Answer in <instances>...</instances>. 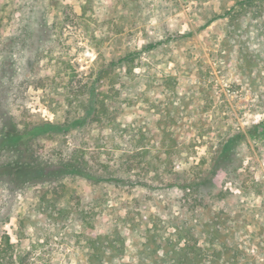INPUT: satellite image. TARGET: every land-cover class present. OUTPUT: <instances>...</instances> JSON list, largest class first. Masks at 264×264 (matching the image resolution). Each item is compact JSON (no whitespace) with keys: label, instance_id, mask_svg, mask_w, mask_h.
<instances>
[{"label":"rangeland","instance_id":"obj_1","mask_svg":"<svg viewBox=\"0 0 264 264\" xmlns=\"http://www.w3.org/2000/svg\"><path fill=\"white\" fill-rule=\"evenodd\" d=\"M244 1L0 0V137L4 119L50 124L30 151L109 179L20 186L0 167V239L22 264H95L90 224L126 241L101 264H163L195 242L221 253L184 264H264V0ZM107 68L118 126L92 111Z\"/></svg>","mask_w":264,"mask_h":264},{"label":"trees","instance_id":"obj_2","mask_svg":"<svg viewBox=\"0 0 264 264\" xmlns=\"http://www.w3.org/2000/svg\"><path fill=\"white\" fill-rule=\"evenodd\" d=\"M258 3L261 0L257 1ZM243 3H256V0H247ZM134 61L131 54L122 55L118 62L117 66H122L126 68V72H131L130 64ZM116 68V67H115ZM112 69L107 68L102 70L96 74L93 79V83L95 85L94 90H99V94L103 95V98H99L97 101L99 104V109H93L96 117L94 119L98 121H102L101 117L104 116L107 122L110 124H115V117H111L109 115L110 109L107 107L106 100L109 99L110 96H106L104 90L112 89L117 83V79L115 76H110L109 74ZM76 94L84 95L85 92L82 93H72L71 96H76L75 99L78 100ZM73 97V98H74ZM71 103V99L68 98ZM91 100V97H90ZM79 106H83V101L78 100ZM88 108V107H86ZM2 113V105L0 103V116ZM100 115V116H99ZM3 118V117H2ZM85 120L75 119L68 126L73 127L77 123L82 124ZM118 126V124H115ZM57 128L52 127L50 124L46 123H25L22 128H19L15 123L7 120H3L1 137H0V152H7L14 154V159L7 160L3 162L0 167L3 168L7 172L13 173L17 179L19 180L17 185L24 184H44L49 183L53 180H57L59 178H65L67 176H81L85 179L93 181L95 183L102 182L109 179H104L103 177L93 173V171L89 168L88 164L82 159L77 158L76 156H71L69 159L62 161L58 166L52 167L48 163L44 162L40 157L35 154V151L32 149L30 151L27 144L37 138L43 137L44 134H48L52 130H56ZM200 189V186L197 185V190ZM185 192L191 191L189 187H185L183 189ZM83 222L87 224V220L85 218L86 213H83ZM95 230L91 224L88 227V230ZM92 230V238L87 239V243L92 249V258H96L95 264H101L102 259L101 255L104 254V251L110 252V248L112 250H117L119 252H124L126 248V241L120 237L116 241L109 240L108 237L104 238L103 235L98 233H94ZM96 231V230H95ZM183 229L177 228L178 234H181ZM191 231H186V236H190ZM182 237V235H180ZM209 240H213V234H208ZM107 241V242H105ZM119 243V245L117 244ZM110 247V248H109ZM210 252L202 247H198L196 242L193 244H186L185 247L181 248H173L169 251H166L163 254V264H184L188 260L190 262H194L199 257L204 256H214L218 257L220 255V251L214 246L210 245L208 248ZM156 253V251H153ZM0 264H22V261L16 255L14 250V245L11 243L10 236L8 234H4L0 239Z\"/></svg>","mask_w":264,"mask_h":264}]
</instances>
